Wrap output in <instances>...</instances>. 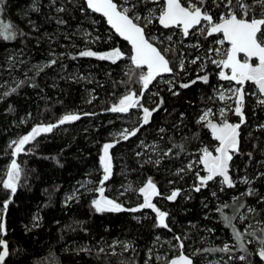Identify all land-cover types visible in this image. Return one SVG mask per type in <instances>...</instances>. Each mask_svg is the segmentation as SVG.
<instances>
[{
	"label": "trees",
	"instance_id": "trees-1",
	"mask_svg": "<svg viewBox=\"0 0 264 264\" xmlns=\"http://www.w3.org/2000/svg\"><path fill=\"white\" fill-rule=\"evenodd\" d=\"M82 3L83 0H79V4ZM32 6L33 0H5L4 11L0 13V20L27 33L26 37L14 41L0 40V93L16 87L18 81H25L16 93L0 100V179L6 178V169L12 159L11 149L7 147L10 141L27 134L37 124L56 123L67 113L80 114L81 119L42 134L34 147L27 146L32 151L18 156L17 162L23 169V186L18 188L4 219L6 235L2 238L7 241L10 253L6 264H120L121 260L145 264L149 249L152 252L148 264H166L156 259L154 250L160 248V253L170 260L176 257L174 235L181 237L184 249L198 251L192 258L195 264L199 263L201 255L222 257L221 264H244L236 259L229 260L230 255L241 253L237 250L232 229L226 226L217 209L230 205L223 208V212L232 216L235 208L244 204L239 211L247 218L241 222L237 216L233 221L236 228L244 232L247 223L256 226L260 222L259 225L264 226V204L258 203L264 196V176L257 178L258 173H264V164L261 163L264 162V130L258 128L264 109L256 106L254 98L246 97V123L241 126L240 154L235 155L230 169L234 179L248 176L256 195H242L248 187L240 188L239 185L237 189L223 186L221 191L218 182H209V186L199 193L193 191L196 170L181 175L176 171L184 168L192 158L199 157L202 147L213 150L216 145L210 130L197 124L196 120L203 109L218 104L217 99L209 97H215L214 89L219 82L217 72L209 64V84L197 82L190 88H180V83L196 78L199 63L189 62L198 56L196 48L179 44L175 52L167 53V58L173 62V75H176L173 91L179 95H173L168 86H149V91L152 89L158 95L152 93L141 103L152 109L162 98L163 104L136 136L121 140L110 149L113 175L105 184V193L125 208L141 203L135 190L149 177L164 196L180 189L181 194L175 202L163 197L154 200L161 210L169 213L167 223L172 231L155 227L156 217L150 209L147 210L149 215H145L144 210L96 213L91 201L98 194L87 189L96 188L101 179L99 157L103 145L115 141L116 133L123 128L138 127L142 115L137 109L128 114L112 113L107 109L118 102L124 92L140 91L137 83L140 70L134 69L128 59L131 54L128 44L114 34L102 16L81 13L67 0H56V6H50V0H39V12L32 11ZM59 6H66L70 11L57 13L55 7ZM145 13L146 10L141 14ZM213 14L215 18V10ZM59 18L66 23L58 24ZM154 27L159 36L171 34V30L163 29L158 23H154ZM146 31L150 34L152 29ZM214 37L205 40L198 36L195 39L207 48ZM114 48L125 54V58L116 64L77 55L87 49L104 53ZM181 51L186 72H179L176 68ZM72 56L77 58L72 59ZM9 58L13 60L11 64ZM52 59L57 63L45 67L37 75L34 66L46 65ZM247 86L249 92L253 91V85L249 83ZM236 119L232 116V120ZM160 128L165 132H159ZM173 143L184 145L178 156L164 157L159 165L145 163L149 158L153 161L161 158L160 149L166 150ZM153 145L158 148L154 149ZM173 151L175 153L178 149ZM138 152L142 155L137 156ZM248 153H251V159ZM86 181L91 185L81 187ZM129 186L133 190L125 191ZM69 196L75 198L68 200ZM237 197L239 199L234 204ZM5 199L7 193L0 189V202ZM248 207L256 212H248ZM34 217L39 218L35 222L38 226H34ZM247 237L245 234L246 241ZM121 241L130 242L135 251L123 252L117 244ZM226 243L234 244L231 253L211 251ZM254 243L246 245L252 253L249 260L251 264H264L256 254L258 242ZM112 245H116V253L123 252V255H111ZM81 248L90 251L78 252ZM100 248L105 251L99 253Z\"/></svg>",
	"mask_w": 264,
	"mask_h": 264
},
{
	"label": "snow or ice",
	"instance_id": "snow-or-ice-1",
	"mask_svg": "<svg viewBox=\"0 0 264 264\" xmlns=\"http://www.w3.org/2000/svg\"><path fill=\"white\" fill-rule=\"evenodd\" d=\"M67 3L78 7L81 13H98L104 17L114 34L130 44L131 54L128 56V59L134 69L140 70L137 79V83L140 84L139 94L136 91L129 90L119 98L118 102L112 104L107 109V111L112 113L120 114H128L130 111L138 109L142 112V115L138 127L131 130L124 129L119 133V139L103 145L102 154L99 157L102 169L101 179L96 188L87 189L98 194L92 199L91 207L96 213L100 214L125 211L135 213L144 209H150L156 217L155 227L172 231L166 222L169 213L161 210L153 200L157 197H163L170 202H175L177 197L180 196L181 190L174 189L169 195L164 196L159 191L154 180L149 177L143 186L135 190L142 197V203L136 207L125 208L121 203L105 195V184L113 175V157L110 154V149L114 148L115 144L121 140L127 141L131 137L136 136L141 128L151 122L153 113L160 110L163 104L162 98L156 104V107L152 109L145 107L141 101L144 98L145 92L149 90V86L154 81H157L158 77L174 73L173 62L167 58V53L176 51L175 42L173 41V36L176 35V32L178 31L181 37L179 43H183L185 39L191 36H203L206 40L209 37L219 35L220 38L214 41L217 47H210L205 57L202 58L198 55L189 61L191 64L199 63V71L196 78L187 83L179 84V87L183 89L190 88L197 82L209 84L211 75L207 71L209 64L214 65L219 70L216 73L219 81L228 82V87L220 85L219 88L214 89L217 95L209 97V99H217L223 102L224 106L218 112H213L211 108H208L202 111L196 120L197 124H201L209 129L213 139L218 142L215 148V155L205 147L200 150L198 161L188 163L184 168L177 169L176 174L181 175L186 171L192 172L194 164L198 163L203 166L202 171L205 175H201L200 171L195 172L196 183L193 185V191L199 193L202 188L209 186V182L215 181L217 178H220L218 182L222 186L221 191L224 190L223 186L227 188L236 187V182L230 175V168L234 156L240 154V129L246 123V97H254L256 106L264 109V0H210V3L209 0H187L186 6L185 3H182V0H163V3H160V0H124L123 3H118L117 0H83L82 4H79V0H67ZM4 5L5 0H0V13L4 11ZM50 6H56V0H50ZM31 10L35 12L40 11L39 0H33ZM145 10L147 11V15H141ZM213 10L216 13L215 18ZM55 11L63 13L70 11V9L66 6H59L55 7ZM95 22L93 21V23ZM29 23L32 22L30 21ZM57 23L65 24L66 21L59 18L57 19ZM154 23H158L163 29L176 31H173L172 35H168L163 39L151 36L146 29ZM33 29L36 30L34 24ZM85 35L89 34L85 33ZM26 36L27 33L16 28L12 23H5L3 20H0V40L14 41L18 37L23 38ZM96 39L98 40L99 37H96ZM165 40L168 44L161 50L157 44L164 45ZM225 44L228 45L227 48H224ZM192 47L199 49L202 45L197 41ZM77 55L79 57H92L102 61H110L113 64H116L125 56L119 48H114L104 53L87 49L80 51ZM71 58L76 59L77 57L72 56ZM12 62V58H9V63L11 64ZM56 63L57 60L52 59L46 65L34 66L37 75L43 72L45 67H51ZM176 68L179 72H186L184 53L182 51L177 58ZM24 83L25 81H18L16 87L0 93V100L16 93L18 88ZM167 83L173 85V81H168ZM249 83L254 86V90L251 92L245 88V85ZM32 86L35 87L34 84ZM169 91L173 95H179V92L173 91V87H169ZM153 95H158V93H153ZM229 113L239 118L237 123L229 121ZM84 115L93 114L84 113ZM181 116L183 117V114ZM216 116L219 117V122L215 121L214 118ZM80 119L81 115L77 113L64 114L56 123L47 125L41 123L33 126L27 134L10 141L7 145L11 149L12 159L6 169V178L0 179V189L7 193V199L0 202V264H6V258L10 255L8 243L2 238L6 235L4 214L7 213L9 204L13 202V197L16 195L18 188L23 186L21 185L23 169L17 162L16 157L21 153L32 151L27 146L31 144L34 147L37 138L42 134L51 133L55 128ZM260 127L264 128V125H260ZM159 132L164 133L165 129L160 128ZM153 148H158V146L153 145ZM173 149H178V151L174 153ZM183 150V144L177 145L173 143L166 150L160 149V152H162L161 158L155 161L149 158L145 163L159 165L162 158L173 155L178 156ZM136 155L140 156L142 153L138 152ZM248 156L251 159V153H248ZM261 163L264 164V162ZM260 176H264V173H258L257 178ZM242 182L245 184L251 183L246 177L243 178ZM169 183L172 182L170 181ZM81 187L86 188V184L81 185ZM132 190L131 186L125 189V191ZM121 194L123 195V193ZM212 195L215 197L216 193L213 192ZM242 195L253 196L256 195V192L253 188H248ZM74 198L75 196H69L67 199L71 200ZM238 199V197L235 198L234 204ZM258 203L264 204V196L259 198ZM227 207L231 206L227 204L223 206V208ZM243 207H245L244 204H239L232 216L225 215L223 208L217 209L226 226L232 229L237 250L241 253L239 256L230 255L229 260L236 259L244 262V264H251L249 256L252 253L249 252L246 245L257 241L259 247L256 254L261 261H264V226H258L252 231L245 229V232H241L233 224L237 216L241 220L247 218L244 213L239 211ZM247 211L255 213L256 209L248 207ZM38 219V217H34V226H38L35 223ZM259 224L260 222H258ZM251 227L249 225V228ZM245 234L251 239L246 241ZM156 239L159 241L160 238L157 237ZM173 239L177 242V246L181 251L178 256L172 258L167 264H193L192 258L183 252L184 243L181 237L174 235ZM117 244L122 247L123 252L129 251V249L135 251L130 242L121 241L117 242ZM115 246H110L113 248L111 255H123V252L119 254L115 252ZM77 251L87 252L90 250L81 248ZM104 251V248L99 249V253H103ZM211 251L231 253L232 246L226 243L222 248L211 249ZM151 252L152 249H149L148 260L151 259ZM156 259L160 260L162 257L157 256ZM148 260L145 261V264H148ZM120 264H135V262L133 260H121Z\"/></svg>",
	"mask_w": 264,
	"mask_h": 264
},
{
	"label": "rangeland",
	"instance_id": "rangeland-1",
	"mask_svg": "<svg viewBox=\"0 0 264 264\" xmlns=\"http://www.w3.org/2000/svg\"><path fill=\"white\" fill-rule=\"evenodd\" d=\"M117 2H118V3H123L124 0H117ZM160 2H161V0H160ZM183 2L185 3V6H186V5H187V0H183ZM154 7H155V6H154ZM141 15H147V11H146L145 14H141ZM148 28L152 29V31H151V33H150L151 36H154V37H160V38H161V36H162L161 39H163V38L166 37V36L164 37V35L159 36V35L157 34V30L155 29L154 24L149 25ZM148 28H147V29H148ZM173 31H176V30H171V34H170V35H172ZM167 36H168V35H167ZM174 37H176V38H178V39H175ZM197 37H198V35H197V36H191L190 38H188L189 41L186 42V41L184 40L183 43H179L181 37H180L179 32H176V35L173 36V41L175 42V44H174L175 49L179 46V44H184L185 46H188V47L194 48V47H192V45L195 44V43H197V41H196ZM195 38H196V39H195ZM219 38H220V36H219V35H216V36L213 38V40L210 42V44L208 45L207 48H204L203 45H202V47L199 48V49L196 48L197 54H198L199 56H201L202 58L205 57V56L207 55V50H208L210 47H212V48L217 47V45L214 43V41L217 40V39H219ZM191 39H192L193 41H192ZM194 40H195V41H194ZM167 44H168V42L165 40V44H164V45H160V44H157V45L161 46L162 49H163V47L166 46ZM227 47H228V45L225 44V45H224V48H227ZM162 49H161V50H162ZM124 58H125V56H124ZM210 65H211V64H210ZM172 66H173V65H172ZM211 66L214 67V69H215L216 72L219 71L214 65H211ZM175 79H176V75L164 76V77H161V78L157 79V81H154L153 84H154V85H160V86H168V87H172V85H170V84L167 83V82H168V81H173V83H174V82H175ZM218 82H219V83L217 84L216 89L219 88L220 85H224L225 87H228V82H226V81H219V80H218ZM154 85H153V86H154ZM247 87H248V86H247V84H246V85H245V88H247ZM253 90H254V86H253ZM125 93H126V92H124L123 95H124ZM152 93H153V90L150 89V91L148 90V91L145 92L144 97H146V96H147V97H148V96H151ZM137 94H139V92H137ZM123 95H122V96H123ZM216 95H217V93L215 92V96H216ZM122 96H121V97H122ZM252 98H254V97H252ZM254 99H255V98H254ZM229 103H231V101H229ZM223 106H224V103H223V102H220V101L218 100V104H217L216 106H210V107H207V108L203 109V111L206 110V109H208V108H211V109L213 110V112H218V110H219L221 107H223ZM137 110H138V109H137ZM232 116H234V115H232L231 113L228 114V119H229V121L232 122V123H237L236 121H238V117H235V118H237V119L234 121V120H232ZM214 119H215L216 122H219V117H218V116H216ZM261 125H264V112H263V120L261 121ZM258 128H261V127L259 126ZM124 129H127V128H123L120 132H117V133H116V135H115V140L119 139V133H121ZM261 129L264 130V128H261ZM128 130H129V129H128ZM240 135H241V129H240ZM142 144H143V143H142ZM217 145H218V142L216 141V145H215V147H214L213 150L209 149L207 146H204V147H202L201 149L207 147V148L209 149V151H212L213 154L215 155V148H216ZM142 146H144V148H146L145 146H147V145H142ZM239 148H240V145H239ZM199 155H200V152H199ZM234 157H235V156H234ZM198 159H199V157H194V158H192V160L190 161V163H192V162H194V161H198ZM233 159H234V158H233ZM231 163H232V162H231ZM202 167H203V166H202V165H199L198 163L194 164V169H195L196 171H200L201 175H205V173L202 171ZM230 169H231V168H230ZM230 175H231V173H230ZM231 176H232V175H231ZM245 177H246L249 181H251V183H249V184H245V183H243L242 181H243V178H245ZM232 178H233V177H232ZM219 179H220V178H217L215 181H212L211 183L218 182ZM233 179H234V178H233ZM234 181L236 182V186L239 185L240 188H241V187L252 188V180H250L248 176L243 175V176H241V177L238 178V179H234ZM218 183H219V182H218ZM85 184H86V185H91L90 181H86ZM219 184H220V183H219ZM97 186H98V185H97ZM97 186H96V187H97ZM248 188H247V189H248ZM105 189H106V187H105ZM235 189H237V188L235 187ZM105 192H106V191H105ZM105 195H106L108 198H110V197L107 195V193H105ZM110 199H111V198H110ZM154 200H155V198H154ZM154 200H153V202L155 203ZM140 201H141V203H142V197H141ZM145 210H146V211H145ZM147 210H149V209H144V211H143V213H144L145 215H149V214H147ZM240 220H241V219H240ZM243 221H244V220H241V222H243ZM166 222H167V221H166ZM249 225H251L252 227L249 228ZM258 226H260V225H256V226H255V225H252V224L247 223V224H245V227H244V230H243V231L245 232V229H248L249 231H252V230H255ZM249 239H251V238H248V237H247V240H249ZM163 242H166V241H163ZM166 243H167V242H166ZM252 243L255 244L254 241H253ZM167 244H169V243H167ZM229 245H230V246H233L234 244H233V243H229ZM255 247H256V249H257V251H258V246H255ZM171 248H172V249H175V246H172ZM176 249H177V251H176V253H175L174 256H178V255L180 254V251H181V250L179 249L178 246L176 247ZM183 251H184L186 254H188L191 258H194L195 255H196V253L198 252L197 250H195V251H187L186 249H183ZM154 252H155L156 256H160V257H162V259H160L159 261H161V262H163V263H166V264H167L168 261H170L169 258L167 259L166 255H162V253H160V252H161V251H160V248H158V249L156 248V249L154 250ZM237 255L239 256L240 254H237ZM232 256H234V255H232ZM221 258H222V257H221ZM221 258H220L219 256L201 255V256L198 257V259H199V263H197V264H221V262H220Z\"/></svg>",
	"mask_w": 264,
	"mask_h": 264
},
{
	"label": "water",
	"instance_id": "water-1",
	"mask_svg": "<svg viewBox=\"0 0 264 264\" xmlns=\"http://www.w3.org/2000/svg\"><path fill=\"white\" fill-rule=\"evenodd\" d=\"M183 3V2H182ZM96 14H98V13H96ZM98 15H100V14H98ZM101 16V15H100ZM104 18V17H103ZM105 19V18H104ZM108 25V24H107ZM109 26V25H108ZM109 28H110V26H109ZM166 30H169V29H166ZM113 31V30H112ZM119 37V36H118ZM121 40H123V38H121V37H119ZM124 41V40H123ZM127 44H128V46L130 47V49H131V46H130V44L127 42V41H125ZM170 75H173V73L172 74H164L162 77H164V76H170ZM159 78H161V77H158L157 79H159ZM16 159L18 160V157H16ZM5 215L6 214H4V219H5ZM4 237H5V235H4ZM185 255H187L186 253H184ZM189 256V255H188ZM175 258V257H174ZM193 260V259H192ZM193 264H195L194 263V260H193Z\"/></svg>",
	"mask_w": 264,
	"mask_h": 264
},
{
	"label": "flooded vegetation",
	"instance_id": "flooded-vegetation-1",
	"mask_svg": "<svg viewBox=\"0 0 264 264\" xmlns=\"http://www.w3.org/2000/svg\"><path fill=\"white\" fill-rule=\"evenodd\" d=\"M182 2H183V0H182ZM184 3V2H183ZM166 30V29H165Z\"/></svg>",
	"mask_w": 264,
	"mask_h": 264
}]
</instances>
